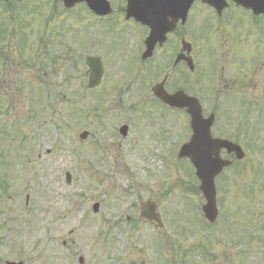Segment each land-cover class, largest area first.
Instances as JSON below:
<instances>
[{"label": "rangeland", "instance_id": "rangeland-1", "mask_svg": "<svg viewBox=\"0 0 264 264\" xmlns=\"http://www.w3.org/2000/svg\"><path fill=\"white\" fill-rule=\"evenodd\" d=\"M53 6V0H24L5 9L0 2V128L7 133L0 134V175H10L9 194L0 192V264H80V257L82 264H264V152L257 151L264 146V22L242 13L235 25L221 21L207 40L195 35L200 47H214L210 68L218 66L210 70V86L220 88V122L246 153L217 179L219 215L205 227L198 210L204 199L189 189L196 184L192 169L187 161L170 165L179 164L171 155L187 134V115L150 105L134 117L149 121L140 141L122 139L118 128L137 93L106 111L90 99L97 91L85 86V56L101 52L105 30L100 40L85 29L91 18L82 6L70 12ZM110 20L122 23L117 14ZM121 29L125 38L142 28ZM117 53L128 58L130 48L128 56L127 47ZM244 123L247 136L239 133ZM84 130L90 134L81 140Z\"/></svg>", "mask_w": 264, "mask_h": 264}, {"label": "flooded vegetation", "instance_id": "flooded-vegetation-1", "mask_svg": "<svg viewBox=\"0 0 264 264\" xmlns=\"http://www.w3.org/2000/svg\"><path fill=\"white\" fill-rule=\"evenodd\" d=\"M228 7L224 8L220 15L217 14L216 8L209 6L202 0H195L192 7L189 10L186 23L182 22V19L177 20L174 24L175 29L168 34V38L164 44L158 45L154 51V58L142 64L143 69H147L149 74L157 76L156 74L163 75L166 79V88L173 92L180 89L182 86H188V88H194L197 91H208L210 87V70L215 71V63L210 68V54L213 57L216 52L214 47L207 44H198V40L192 39L190 46L187 47L188 51H184L182 46V39L184 37L183 31L190 30L194 36L198 33L206 32V30L213 31L217 28V25L223 23L235 25L236 21L242 19V13H246L250 18L262 19L263 16H254L251 10L240 7L233 0H226ZM117 13L119 15H125L124 6L117 7ZM172 20V19H170ZM222 21V22H221ZM128 24L139 26L144 29L145 33H148V27L141 25L134 18H130L126 21ZM142 29L140 30L141 33ZM204 48V50H203ZM181 54L186 59L180 60L176 63V57ZM204 54V55H203ZM208 59V61H203ZM190 63H193L196 78L191 81L189 78ZM149 85V81L146 83ZM154 84H150L149 91L152 92Z\"/></svg>", "mask_w": 264, "mask_h": 264}, {"label": "water", "instance_id": "water-1", "mask_svg": "<svg viewBox=\"0 0 264 264\" xmlns=\"http://www.w3.org/2000/svg\"><path fill=\"white\" fill-rule=\"evenodd\" d=\"M76 0H65L67 5H72ZM106 8V6H105ZM145 21V18L143 19ZM99 59L96 57H88L87 63L91 67V76H90V86H94L98 84L101 74L102 67L99 63ZM163 99L172 103V104H180V102L185 101L187 105L195 104L193 99H177L176 97H166L162 96ZM193 115V125L195 129V134L192 138L191 143L186 147L184 151V155H188L195 163L197 167V174L202 178L203 184L201 186V190L204 192V195L207 199V204L204 206L205 210L209 216V218L213 221L217 215V211L215 208V188H214V178L218 172L223 168L224 165L228 164V162L220 160L218 157L213 158L212 155L215 153L217 155L218 149L222 145H227L230 150H232L234 145H229L224 143L223 141L212 139L209 131L205 134L200 132V123L203 124V120L201 118L200 112L197 109H191L190 111ZM194 119L196 122H194ZM208 127V123H207ZM208 141V142H207ZM210 151V153H209ZM207 155H210L208 157ZM210 162L212 164H210ZM97 205L94 206L96 210ZM15 264V263H8Z\"/></svg>", "mask_w": 264, "mask_h": 264}]
</instances>
